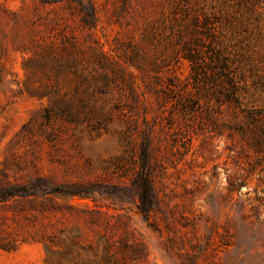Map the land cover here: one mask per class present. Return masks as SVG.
Instances as JSON below:
<instances>
[{
  "label": "rangeland",
  "instance_id": "1",
  "mask_svg": "<svg viewBox=\"0 0 264 264\" xmlns=\"http://www.w3.org/2000/svg\"><path fill=\"white\" fill-rule=\"evenodd\" d=\"M254 2L262 54L264 0ZM225 10V0H0V191L22 190L0 200V264H264V146L251 125L233 105L201 100L193 113L153 91L168 76L189 80L179 31L201 52L226 40ZM58 97L111 119L46 120ZM128 118L154 133L147 214L132 196L137 165L118 163Z\"/></svg>",
  "mask_w": 264,
  "mask_h": 264
},
{
  "label": "trees",
  "instance_id": "2",
  "mask_svg": "<svg viewBox=\"0 0 264 264\" xmlns=\"http://www.w3.org/2000/svg\"><path fill=\"white\" fill-rule=\"evenodd\" d=\"M254 1L225 0L226 40L222 34L223 40H220L219 46L210 44L201 52L193 38L184 37V29L179 31L174 44L180 45L181 56L190 64L189 80L181 85L174 77L168 76L165 87H154L153 91L157 97L162 95L163 99L175 98V104L182 111L195 113L201 107V100L205 105L212 104L213 100L216 104L225 103L237 107L244 115L245 123L251 125L249 130L253 134V144L261 147L264 146V98L261 96L264 88V53H260V42L251 31L255 28H250ZM184 28L187 30L188 24H185ZM232 42L237 43L239 49L234 55L229 52L234 46ZM62 65L58 62L57 69L62 68ZM154 77V82L160 84V77ZM102 79V85H108L106 77ZM92 84L94 86L96 80ZM103 86L98 90L101 91ZM85 106L86 100L83 97L78 100V105L74 104L73 99L54 98L51 105L44 108L43 117L48 120L53 116H60L67 122L96 125L110 121L111 118L106 113L100 111L98 115L92 114L84 110ZM142 126L135 118H128L118 130L122 147L118 163L132 162L131 164L137 165L132 196L137 200L139 212L147 214L157 203L150 176L154 133L148 122H143ZM238 129L243 131L245 128L239 126ZM19 193H22V190L4 188L0 191V200ZM127 247L129 246L122 241L118 249L125 253ZM108 248L105 246L106 252ZM117 263L122 264L119 258Z\"/></svg>",
  "mask_w": 264,
  "mask_h": 264
}]
</instances>
